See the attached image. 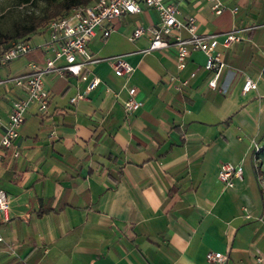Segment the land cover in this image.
<instances>
[{"label": "crops", "instance_id": "crops-1", "mask_svg": "<svg viewBox=\"0 0 264 264\" xmlns=\"http://www.w3.org/2000/svg\"><path fill=\"white\" fill-rule=\"evenodd\" d=\"M174 1L199 33L222 40L238 29V40L217 45L225 65L216 86L208 85L202 50L178 68L173 47L143 50L147 36L129 38L137 25L158 21L154 8L120 15L107 36L97 28L87 42L98 58L91 75L44 73L48 107H27L18 156L2 150L9 219L0 213V264H210L208 252L226 253L225 264H264L256 260L264 257V228L244 215H264V0H221L227 8L219 14L209 0ZM46 38L43 31L29 42ZM116 54L132 64L129 75L106 59ZM45 56L34 48L0 65L1 119L25 95L9 78ZM170 75L187 83L176 88ZM91 76L98 85L71 104ZM246 77L257 86L243 92ZM130 86L141 105L127 113ZM222 161L242 167L234 186L217 177Z\"/></svg>", "mask_w": 264, "mask_h": 264}, {"label": "built area", "instance_id": "built-area-1", "mask_svg": "<svg viewBox=\"0 0 264 264\" xmlns=\"http://www.w3.org/2000/svg\"><path fill=\"white\" fill-rule=\"evenodd\" d=\"M209 2L211 10L216 14L227 8L221 0H209ZM142 4L157 11L158 21L147 26L137 25L130 33L129 38L134 40L147 36L149 43L143 50L173 47L178 68L185 66L187 57L192 50H202L206 55L204 67L212 73L208 85L216 86V80L225 65L222 52L217 48V45L227 46L232 41L238 40V29L225 32L222 40H218L217 33H199L194 16L189 15L185 19L179 18L180 8L174 0H93L87 5L73 7L66 14L51 19L44 30L47 33L45 40L38 43H31L29 40H13L8 47L0 49V65L26 54L34 48H40L46 54L43 64L38 65L32 62L29 72L9 78L22 88L25 95L14 99L10 112L5 118H0L3 127L0 136V156L3 154L4 148H11L13 156L20 154L15 139L19 136L29 104L35 102L40 111L48 107L51 94L44 84V73L54 70L62 74L67 71L81 79H87L91 75L89 65L98 60L87 49L88 40L99 27L104 28L103 35L107 36L110 31L109 24L112 21L122 14L140 11ZM236 10V6L231 8L233 12ZM182 28L187 31V36L181 35ZM59 58H64L65 62L56 63ZM106 59L109 60L116 74L129 75L133 70L132 64L123 54L112 55ZM169 79L176 81V88L187 83V80H179L175 75H170ZM99 81L97 76H91L86 87L77 90L70 96L69 102L75 104L79 100L87 99L89 92L98 85ZM256 86L255 80L246 77L242 91L247 92ZM135 91V86L128 88V96L124 100V108L127 113L133 112L141 105V101L135 97ZM217 177L224 185L234 186L236 179L242 178V167L230 161H222L218 165ZM8 208L9 195L5 190L0 189V213L3 215L4 221L9 219ZM244 215L248 219L254 217L264 228L263 214L252 215L247 208H244ZM205 258L210 264H225L228 255L220 252H208ZM256 260L261 262L264 257L258 256Z\"/></svg>", "mask_w": 264, "mask_h": 264}, {"label": "trees", "instance_id": "trees-1", "mask_svg": "<svg viewBox=\"0 0 264 264\" xmlns=\"http://www.w3.org/2000/svg\"><path fill=\"white\" fill-rule=\"evenodd\" d=\"M30 1L20 0L17 4H25ZM44 1L39 12H25L12 22L9 29L0 28V49L8 47L13 40H29L33 34L43 32L51 19L66 14L73 7L93 2V0Z\"/></svg>", "mask_w": 264, "mask_h": 264}, {"label": "rangeland", "instance_id": "rangeland-1", "mask_svg": "<svg viewBox=\"0 0 264 264\" xmlns=\"http://www.w3.org/2000/svg\"><path fill=\"white\" fill-rule=\"evenodd\" d=\"M20 0H0V28L11 27L12 22L25 12H39L44 0H31L29 3L17 4Z\"/></svg>", "mask_w": 264, "mask_h": 264}]
</instances>
